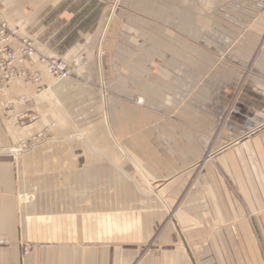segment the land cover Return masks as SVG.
<instances>
[{
    "label": "crops",
    "instance_id": "0c3cea01",
    "mask_svg": "<svg viewBox=\"0 0 264 264\" xmlns=\"http://www.w3.org/2000/svg\"><path fill=\"white\" fill-rule=\"evenodd\" d=\"M74 1L0 0L8 13L0 12V23L18 15L8 5L19 3L37 5L36 14L28 9L23 18L73 19ZM244 1L256 10L262 8L255 0ZM256 15V25L263 31L264 10L251 17ZM8 26L13 30L10 22ZM22 36L27 35L17 32L11 42L14 48ZM92 40L91 33L84 35L67 49L74 71L66 81H57L49 73L40 58L53 52L35 42L37 53L27 56L24 66L41 73L42 83L51 88L38 92L34 83L15 80L0 98V104L26 99L15 103L13 110L0 111V264H123L122 260L125 264H264V91H247L250 96L244 95L240 103L244 119L232 120L231 134L224 140L220 137L221 148L209 154L216 159L195 177L194 165L207 159L206 149L216 140L214 130L205 124L155 123L152 110L107 94L101 56L90 65L84 55ZM250 40L234 56L243 65H248L257 48L258 41ZM259 58L264 74V48ZM91 84L98 87L100 106L92 102L82 113L88 102L81 104L77 96L94 91ZM79 114L102 117L90 125L92 138L84 142L62 138L63 132L77 130ZM28 115L30 120H24ZM42 131L54 138L38 142L16 158L11 155L10 149L20 141ZM80 157H85L86 172L79 171ZM128 165L134 172L128 171ZM80 179L87 181V196H106L111 180L124 179L134 181L136 195L150 197L156 207L152 212L157 210L158 215L151 221L150 235L113 242L147 244L150 252L112 253L104 245L84 251L80 243L112 241L80 240L74 231ZM42 180L54 183L40 185ZM35 195L39 200L32 199ZM63 196L70 197L69 208H64ZM31 244L33 250L25 251Z\"/></svg>",
    "mask_w": 264,
    "mask_h": 264
},
{
    "label": "rangeland",
    "instance_id": "374dc122",
    "mask_svg": "<svg viewBox=\"0 0 264 264\" xmlns=\"http://www.w3.org/2000/svg\"><path fill=\"white\" fill-rule=\"evenodd\" d=\"M242 1L219 0L215 4V0H76L69 5L75 12L73 19L53 17L47 20L23 18V11L28 9L31 15L36 14L37 5L19 3L8 5L18 15L8 17L7 23L13 25V30L25 32L34 43L53 52L41 57H58L65 62L68 66L65 77L59 78L49 72L57 81L73 77L74 59L66 56L67 49L91 33L93 40L84 55L85 58L89 56L90 65L93 59L101 56L107 94L119 96L133 106L152 110L157 118L155 123L205 124L208 130H214L216 140L206 149L207 159L194 165L196 177L207 163L216 159L210 158L209 154L221 148L217 145L219 138L224 140L226 134H231L230 129L235 125L232 122L243 118L240 103L244 102V95H249L247 91H264L261 82L264 74L258 66L264 48V29H258L257 15L251 17L253 12H263L264 0H255L262 7L258 10ZM6 8L0 3V12L7 13ZM109 11L110 17L107 18ZM247 39L257 40L258 44L248 65L245 62L243 65L234 56L238 51L243 52ZM177 62L184 63L186 67L178 66ZM31 72L40 78V81L28 80L37 86L38 92L51 88L50 84L42 83L41 73ZM91 85L94 91L77 96L81 104L88 102L81 109L82 113L87 112L92 102L94 107L100 106L98 87ZM69 94L65 96L70 100ZM16 100L7 102L13 106ZM77 116L78 122L74 124L77 130L63 132L62 138L84 142L94 135L91 129L94 126L90 125L102 117ZM30 118L28 115L24 120L29 121ZM52 138L48 131L34 133L11 148V155L15 158L21 156L38 142ZM79 161V171L86 172L85 157H80ZM127 169L134 172L129 165ZM63 182V187H67L66 181ZM86 182L79 180L78 227L74 231L78 232L80 240H110L112 243H80L84 251L104 245L111 247L112 253L125 250L150 252L152 247L147 244L113 243L150 235L151 221L158 216L157 210L152 212L156 207L150 197L136 195L134 181L124 179L111 180L106 196H87ZM40 183L47 186L54 181L42 180ZM151 189L148 191L152 192ZM32 199L39 200V197L35 195ZM70 200V197L63 196L64 208L68 207L66 203ZM67 213L70 211L64 215ZM34 246L26 245L25 251L33 250Z\"/></svg>",
    "mask_w": 264,
    "mask_h": 264
},
{
    "label": "built area",
    "instance_id": "2783aa9c",
    "mask_svg": "<svg viewBox=\"0 0 264 264\" xmlns=\"http://www.w3.org/2000/svg\"><path fill=\"white\" fill-rule=\"evenodd\" d=\"M16 35L17 31L11 30L7 21L0 23V98L5 95L8 85L15 80L35 79L40 81L37 73H32L24 66L25 58L36 54L34 40L29 36H22L19 47L14 48L11 42ZM40 61L45 63L48 71L54 76L62 78L68 74V66L58 57L49 59L41 57ZM19 100L25 101L26 99L21 97ZM17 102H19L18 99L15 103ZM2 108L10 110L14 108V105L10 106L4 102L0 104V110Z\"/></svg>",
    "mask_w": 264,
    "mask_h": 264
}]
</instances>
